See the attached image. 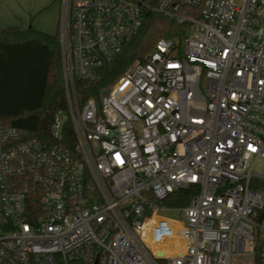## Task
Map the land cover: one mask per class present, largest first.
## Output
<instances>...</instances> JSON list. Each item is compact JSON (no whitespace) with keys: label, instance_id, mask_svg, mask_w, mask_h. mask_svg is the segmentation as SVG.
<instances>
[{"label":"built area","instance_id":"2783aa9c","mask_svg":"<svg viewBox=\"0 0 264 264\" xmlns=\"http://www.w3.org/2000/svg\"><path fill=\"white\" fill-rule=\"evenodd\" d=\"M61 1L66 108L45 139L0 121V264H264V0ZM150 12L182 42L80 101Z\"/></svg>","mask_w":264,"mask_h":264},{"label":"trees","instance_id":"16d2710c","mask_svg":"<svg viewBox=\"0 0 264 264\" xmlns=\"http://www.w3.org/2000/svg\"><path fill=\"white\" fill-rule=\"evenodd\" d=\"M186 27L158 12H150L138 33L115 58L90 78H76L80 101L100 99L130 65L144 60L161 37L181 42ZM60 32L47 33L33 26L8 25L0 30V121L45 139L56 111L66 108ZM264 186V185H262ZM190 190L175 191L168 205H186Z\"/></svg>","mask_w":264,"mask_h":264},{"label":"rangeland","instance_id":"374dc122","mask_svg":"<svg viewBox=\"0 0 264 264\" xmlns=\"http://www.w3.org/2000/svg\"><path fill=\"white\" fill-rule=\"evenodd\" d=\"M61 0H0V30L8 25L34 28L55 34L61 29ZM253 170L264 175V159L258 158ZM169 218L183 220L178 210L161 212Z\"/></svg>","mask_w":264,"mask_h":264},{"label":"water","instance_id":"95a60500","mask_svg":"<svg viewBox=\"0 0 264 264\" xmlns=\"http://www.w3.org/2000/svg\"><path fill=\"white\" fill-rule=\"evenodd\" d=\"M109 92V90L108 89H106L105 91H104V93H108Z\"/></svg>","mask_w":264,"mask_h":264}]
</instances>
